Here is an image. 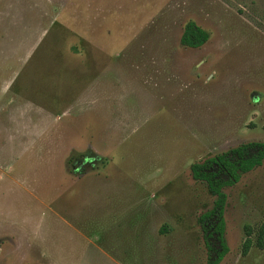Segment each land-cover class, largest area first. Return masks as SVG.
<instances>
[{
  "label": "rangeland",
  "instance_id": "obj_1",
  "mask_svg": "<svg viewBox=\"0 0 264 264\" xmlns=\"http://www.w3.org/2000/svg\"><path fill=\"white\" fill-rule=\"evenodd\" d=\"M252 141L264 0H0V264H209L192 165ZM224 191L219 264H264V163Z\"/></svg>",
  "mask_w": 264,
  "mask_h": 264
},
{
  "label": "trees",
  "instance_id": "obj_2",
  "mask_svg": "<svg viewBox=\"0 0 264 264\" xmlns=\"http://www.w3.org/2000/svg\"><path fill=\"white\" fill-rule=\"evenodd\" d=\"M209 39V33L196 22L190 21L181 37L182 44L190 47H201ZM264 163V141L242 143L226 152L210 157L203 162L192 165L194 178L207 183L210 191L216 196L211 210L200 216L199 221L206 236L209 250L216 252V257L209 264H219L230 251L225 238V209L228 195L224 187L238 183L243 174L252 171ZM225 176V177H224ZM217 236L220 246L214 248L211 238ZM243 255H247L253 246L264 249V220L256 229L247 228ZM255 236V239L253 238Z\"/></svg>",
  "mask_w": 264,
  "mask_h": 264
},
{
  "label": "flooded vegetation",
  "instance_id": "obj_3",
  "mask_svg": "<svg viewBox=\"0 0 264 264\" xmlns=\"http://www.w3.org/2000/svg\"><path fill=\"white\" fill-rule=\"evenodd\" d=\"M194 48V47H193Z\"/></svg>",
  "mask_w": 264,
  "mask_h": 264
}]
</instances>
